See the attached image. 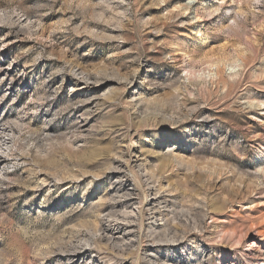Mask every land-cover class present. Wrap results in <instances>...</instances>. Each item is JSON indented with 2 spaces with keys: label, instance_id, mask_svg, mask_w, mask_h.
I'll return each instance as SVG.
<instances>
[{
  "label": "rangeland",
  "instance_id": "1",
  "mask_svg": "<svg viewBox=\"0 0 264 264\" xmlns=\"http://www.w3.org/2000/svg\"><path fill=\"white\" fill-rule=\"evenodd\" d=\"M0 264H264V0H0Z\"/></svg>",
  "mask_w": 264,
  "mask_h": 264
},
{
  "label": "bare ground",
  "instance_id": "2",
  "mask_svg": "<svg viewBox=\"0 0 264 264\" xmlns=\"http://www.w3.org/2000/svg\"><path fill=\"white\" fill-rule=\"evenodd\" d=\"M51 137V136H50ZM6 145V144H5Z\"/></svg>",
  "mask_w": 264,
  "mask_h": 264
}]
</instances>
